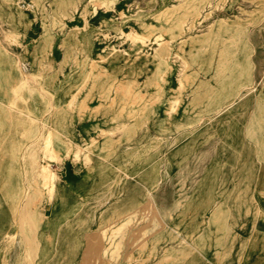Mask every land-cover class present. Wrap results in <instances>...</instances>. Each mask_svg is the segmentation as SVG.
Instances as JSON below:
<instances>
[{
	"label": "rangeland",
	"instance_id": "rangeland-1",
	"mask_svg": "<svg viewBox=\"0 0 264 264\" xmlns=\"http://www.w3.org/2000/svg\"><path fill=\"white\" fill-rule=\"evenodd\" d=\"M0 264H264V0H0Z\"/></svg>",
	"mask_w": 264,
	"mask_h": 264
},
{
	"label": "bare ground",
	"instance_id": "bare-ground-1",
	"mask_svg": "<svg viewBox=\"0 0 264 264\" xmlns=\"http://www.w3.org/2000/svg\"><path fill=\"white\" fill-rule=\"evenodd\" d=\"M262 8V7H261ZM254 88V86H252L251 88H249L248 90H251V89H253ZM249 91H247L246 93H248ZM246 93H241L240 95H239V99L241 98H243L244 96H245V94ZM237 101V99L236 100H233L232 102H230L229 104H227V105H225V106H223L220 110H219V112L218 113H221L222 111H225V110H227V109H229V108H231L234 104H235V102ZM81 147V146H80ZM113 165V164H112ZM45 172V174H44V178L47 176V171L45 170L44 171ZM164 172H165V174L167 175L168 174V170H167V168L166 167H164ZM93 232V231H92Z\"/></svg>",
	"mask_w": 264,
	"mask_h": 264
},
{
	"label": "crops",
	"instance_id": "crops-1",
	"mask_svg": "<svg viewBox=\"0 0 264 264\" xmlns=\"http://www.w3.org/2000/svg\"><path fill=\"white\" fill-rule=\"evenodd\" d=\"M114 166V165H113Z\"/></svg>",
	"mask_w": 264,
	"mask_h": 264
}]
</instances>
